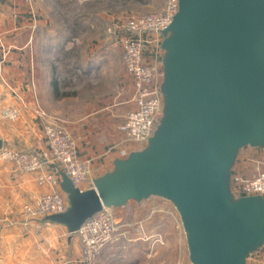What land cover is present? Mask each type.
<instances>
[{
    "label": "water",
    "instance_id": "water-1",
    "mask_svg": "<svg viewBox=\"0 0 264 264\" xmlns=\"http://www.w3.org/2000/svg\"><path fill=\"white\" fill-rule=\"evenodd\" d=\"M159 48L161 116L145 147L87 190L59 172L68 207L45 220L74 234L103 209L159 198L190 264H246L264 247V198L235 196L233 168L264 150V0H178Z\"/></svg>",
    "mask_w": 264,
    "mask_h": 264
},
{
    "label": "crops",
    "instance_id": "crops-1",
    "mask_svg": "<svg viewBox=\"0 0 264 264\" xmlns=\"http://www.w3.org/2000/svg\"><path fill=\"white\" fill-rule=\"evenodd\" d=\"M85 1L75 3L81 6ZM45 6L43 0H0V33L13 32L7 44L13 50L6 56L0 78V112L8 107L22 108L18 121H0L1 148L33 152L50 161L46 170L51 169L53 163L43 138L45 119L40 117V113H44L48 120L59 122L74 138L78 155L91 161L90 178L80 188L87 190L93 179L111 169L122 150L129 151L117 127L129 109L133 86L124 76L119 61L116 67L110 66L114 69L115 90L121 98L117 105L95 106L90 109L91 113L78 116L59 114L56 106L62 104L68 94L63 95L60 90L53 48L66 39L65 44L71 40L62 39V29L48 17H42ZM154 53L157 55V51ZM146 56L151 61L148 51ZM157 60H161V55ZM99 61L86 57L76 66L77 72L89 76L101 73L103 65ZM258 171H264V150L247 148L241 151L233 176ZM49 191L47 186L36 184L34 175L16 172L9 162L0 160V264H81V248L75 235L68 234L58 224L29 222L23 215L25 205L32 206L36 197ZM141 209L142 204L130 202L112 212L116 221L127 224L129 231L136 227L133 217ZM156 217L154 220L159 222L164 215ZM171 217L182 233L177 214L172 212ZM115 256L116 253L105 254L100 264H114ZM246 264H264V247L250 256Z\"/></svg>",
    "mask_w": 264,
    "mask_h": 264
},
{
    "label": "built area",
    "instance_id": "built-area-1",
    "mask_svg": "<svg viewBox=\"0 0 264 264\" xmlns=\"http://www.w3.org/2000/svg\"><path fill=\"white\" fill-rule=\"evenodd\" d=\"M178 10V0H168L165 8L153 16H143L128 20L122 26H114V46L119 51V61L124 74L130 78L133 95L128 101L129 109L122 116L117 127L129 151L122 150L120 158L142 150L152 136L161 116V70L154 69L146 53L149 47L159 48L161 32L171 23ZM120 32V36H118ZM6 55H0V78ZM22 108L8 107L0 112V121L16 122ZM43 138L51 156L53 166L33 152L0 149V160L9 162L13 170L34 175L36 184L47 186L50 191L35 198L32 206L23 207L24 217L31 221L45 223L50 215L66 211V196L59 189V172H63L72 184L81 188L91 175V161L81 158L76 149V141L59 122L48 120L44 113ZM113 152V151H112ZM232 192L238 197L261 196L264 198V171L251 175L233 176ZM81 190V189H80ZM27 223V222H26ZM127 224L116 221L112 209H103L75 232L81 248V264H100L107 253H116L125 237ZM160 242V240H157Z\"/></svg>",
    "mask_w": 264,
    "mask_h": 264
},
{
    "label": "rangeland",
    "instance_id": "rangeland-1",
    "mask_svg": "<svg viewBox=\"0 0 264 264\" xmlns=\"http://www.w3.org/2000/svg\"><path fill=\"white\" fill-rule=\"evenodd\" d=\"M75 1L43 0L46 6L42 17H48L55 22V26L62 29L60 34L62 39L71 40L65 44L64 42H68L66 39L63 44L53 48L60 90L63 91V95L68 94L66 100L56 106L58 113L64 117L91 113L90 109L95 106L118 104L121 98L115 90L116 85L114 86L115 76L112 72L114 69L110 68L116 67L119 62V51L114 46V26H122L130 19L158 14L168 2V0H86L78 6ZM10 32L0 33V55L9 56V52L13 50L7 47L13 35V32ZM154 51L155 47L148 48V53L152 55L149 62L157 70L161 67L160 61L157 62L161 54L157 51L156 55ZM86 57L100 60L99 63L103 65L101 73L89 76L77 72L76 66ZM119 65L121 66L120 63ZM124 76L130 80L125 74ZM137 204H142V209L133 217L136 227L129 231L125 230V237L116 252L114 264H190L184 234L171 217L172 212L176 213L172 205L159 198H150ZM157 214L164 215L159 222L155 221ZM178 218L176 217L177 220Z\"/></svg>",
    "mask_w": 264,
    "mask_h": 264
},
{
    "label": "trees",
    "instance_id": "trees-1",
    "mask_svg": "<svg viewBox=\"0 0 264 264\" xmlns=\"http://www.w3.org/2000/svg\"><path fill=\"white\" fill-rule=\"evenodd\" d=\"M87 72L89 73V72H90V69H89V70H87Z\"/></svg>",
    "mask_w": 264,
    "mask_h": 264
}]
</instances>
